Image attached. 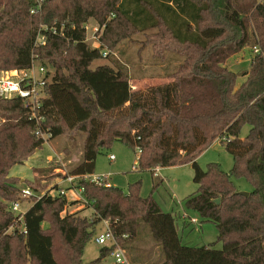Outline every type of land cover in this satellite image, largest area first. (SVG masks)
<instances>
[{"label": "trees", "instance_id": "obj_1", "mask_svg": "<svg viewBox=\"0 0 264 264\" xmlns=\"http://www.w3.org/2000/svg\"><path fill=\"white\" fill-rule=\"evenodd\" d=\"M90 20L104 27L103 48L155 31L149 42L156 55L170 50L184 62L171 82L135 91L116 61L93 68L107 56L86 43ZM39 35L45 44L37 47ZM251 35L264 44V0H0V70H28L33 61L47 67L52 73L41 128L51 131L50 140L86 135L82 162L64 177L95 174L101 149L116 141L142 151V171L190 164L199 188L186 205L215 224L223 244L221 250L185 245L175 217L153 194L142 197L139 182L127 192L86 183L87 204L44 197L26 212V233L4 235L16 222L10 204L22 188L10 172L46 142L21 99H0V264H84L85 247L104 222L126 251L125 243L140 238L146 226L160 248L154 264H264V52L253 58L240 86V76L225 66ZM217 140L234 158L229 173L216 163L203 170L197 162ZM235 179L251 184L247 197L238 194ZM28 186L44 187L41 181ZM75 205L92 210L93 218H82L83 210L70 214ZM114 250L102 247L88 264H101ZM128 259L142 262L129 253Z\"/></svg>", "mask_w": 264, "mask_h": 264}, {"label": "rangeland", "instance_id": "obj_2", "mask_svg": "<svg viewBox=\"0 0 264 264\" xmlns=\"http://www.w3.org/2000/svg\"><path fill=\"white\" fill-rule=\"evenodd\" d=\"M87 26V45L91 49L101 48L103 43L100 41V38L104 34V27H101L94 20H90ZM154 33L155 31H148L132 34L127 38L120 39L116 45H106L108 48L102 47V52L107 54V59L95 63L93 68L101 63L116 61L127 72L130 84L135 91L140 89L146 90L151 86H159L171 82L173 79H169V77L176 74L185 58L170 50H165L163 57L156 55L153 45L149 42L150 37ZM251 34H253L252 30ZM252 36L254 35H251L249 45L229 59L225 65L230 71L240 76L238 86L246 80L244 74L251 69L253 58L257 55L254 49L259 48L260 53L264 52V44L257 37ZM109 46H112V48H109ZM13 71L0 70V74L11 76ZM248 132L249 127L246 126L242 131V137H246ZM85 139V134L76 133L73 136H62L47 141L43 148L36 152L25 164L13 167L10 175L18 178L20 185L24 186L29 185V182L35 181L37 184V182L41 181L44 187H33L38 193H44L59 187H67V184L64 182V176L82 162ZM110 156H115V160L111 161L109 159ZM139 156V150L133 151L124 143L116 141L109 148L101 149L97 158L95 175L110 176L113 187L122 189L125 192L128 191L130 185L139 182L141 184V196L146 198L153 194L162 211L170 213L175 217L180 231L182 225L180 216L184 212L188 213L190 217L199 220L202 230L199 232L194 225L189 224V227L186 229V238L183 240L185 244L190 247L215 244V248L221 250L223 244L218 242V231L215 224L203 221L195 211L189 209L186 205L187 199L195 194L199 188L194 182L195 174L192 165L186 164L167 168L157 167L152 170L142 171L138 162ZM197 162L203 170H206L210 163L220 165L227 173L231 172L234 167L233 156L226 150L224 143L218 140L198 155ZM48 168L52 171L48 172ZM43 170H47L45 171L48 172L47 176H45L46 173H38L44 172ZM48 177L50 178L47 179ZM156 182L160 185L154 189ZM234 182L239 192L249 193L253 189L251 184L245 179H235ZM67 197L68 202L73 201L74 196L71 192ZM31 206L32 203L30 201H25L22 204V209L27 210ZM84 208V206L75 205L70 207L68 211L70 214L79 213ZM83 211L81 213L82 218H93L92 210ZM44 228H48L47 223L44 224ZM104 230L105 225L103 223L97 226L92 239L85 247L84 264H88L99 258L102 247L96 243L95 239ZM141 237L125 243L124 247L128 249V252L123 249L126 251L127 257L129 253L132 260L135 257L140 258L142 262L139 264H154L160 256V248L152 240L146 226H143ZM62 245L63 242L59 239L57 245L59 259L65 258L66 254V250ZM27 264L31 263L28 262ZM101 264H115V260L109 254Z\"/></svg>", "mask_w": 264, "mask_h": 264}, {"label": "built area", "instance_id": "obj_3", "mask_svg": "<svg viewBox=\"0 0 264 264\" xmlns=\"http://www.w3.org/2000/svg\"><path fill=\"white\" fill-rule=\"evenodd\" d=\"M86 29H88V26H86ZM52 32L56 34L54 29H52ZM44 44L45 38L39 35L36 41V46L39 47ZM254 52L257 54L260 53L259 48H255ZM103 56L106 57L107 54L104 53ZM50 76L51 73L49 69L38 61H33L31 68L28 70H14L11 76H3L0 74V99H21L29 110L31 119H33L38 125L36 132L37 137L45 142L52 138V133L50 130H43L41 128L43 118L40 117V111L44 100L47 97L46 88ZM141 153L142 151L139 150V154ZM55 157H57V155H55ZM109 159L114 161L115 156H110ZM64 182L68 185V188L59 187L48 190L44 193H38L36 189L31 186L22 185L19 194L20 199L10 204V210L15 215L16 222L4 232V235L14 234L15 232L26 233L24 216L28 209H22V204L25 201H30L33 205L35 201H39L44 197H67L71 192L74 196V201L87 204L88 202L84 196L86 183L94 184L98 187H113L110 176H97L95 174L77 176L69 175L64 179ZM189 222L194 225L199 232L201 231L202 225L199 223L198 219L191 218L189 219ZM103 224L105 225V230L102 234L96 237V243L100 247L107 246L111 248L115 246V250L111 254L115 260V264H130L126 251L118 244L117 239L109 226V222H104Z\"/></svg>", "mask_w": 264, "mask_h": 264}, {"label": "crops", "instance_id": "obj_4", "mask_svg": "<svg viewBox=\"0 0 264 264\" xmlns=\"http://www.w3.org/2000/svg\"><path fill=\"white\" fill-rule=\"evenodd\" d=\"M61 188H68V185H67V187H61ZM72 200L73 201H71V202H74V199H72ZM191 218L192 219H197V218L190 217V215L188 213H186V212H184L183 215L180 216V220L182 222L181 231L179 230V225H178L177 229H178L179 235H180L183 243H184L183 240H185V238H186V229H187V227H189V224H190L189 219H191ZM201 230H202V226H201ZM185 245H187V244H185Z\"/></svg>", "mask_w": 264, "mask_h": 264}, {"label": "water", "instance_id": "obj_5", "mask_svg": "<svg viewBox=\"0 0 264 264\" xmlns=\"http://www.w3.org/2000/svg\"><path fill=\"white\" fill-rule=\"evenodd\" d=\"M238 194L239 195H242V196H246V197L249 195V193H247V192H239ZM215 202L217 204H220L221 200L220 199H217Z\"/></svg>", "mask_w": 264, "mask_h": 264}]
</instances>
